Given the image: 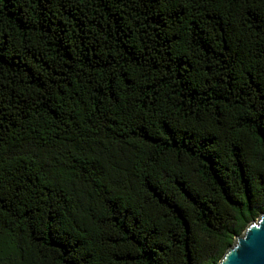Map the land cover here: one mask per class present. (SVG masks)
Listing matches in <instances>:
<instances>
[{
	"label": "trees",
	"instance_id": "obj_1",
	"mask_svg": "<svg viewBox=\"0 0 264 264\" xmlns=\"http://www.w3.org/2000/svg\"><path fill=\"white\" fill-rule=\"evenodd\" d=\"M264 212V0H0V264H216Z\"/></svg>",
	"mask_w": 264,
	"mask_h": 264
},
{
	"label": "water",
	"instance_id": "obj_2",
	"mask_svg": "<svg viewBox=\"0 0 264 264\" xmlns=\"http://www.w3.org/2000/svg\"><path fill=\"white\" fill-rule=\"evenodd\" d=\"M216 264H264V212L233 239Z\"/></svg>",
	"mask_w": 264,
	"mask_h": 264
}]
</instances>
